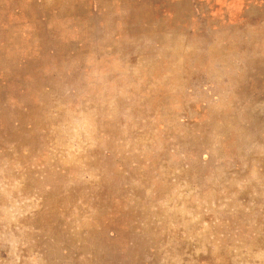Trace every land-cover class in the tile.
Returning <instances> with one entry per match:
<instances>
[{"label": "rangeland", "instance_id": "374dc122", "mask_svg": "<svg viewBox=\"0 0 264 264\" xmlns=\"http://www.w3.org/2000/svg\"><path fill=\"white\" fill-rule=\"evenodd\" d=\"M0 264H264V0H0Z\"/></svg>", "mask_w": 264, "mask_h": 264}]
</instances>
